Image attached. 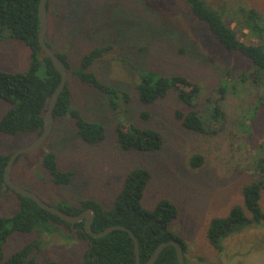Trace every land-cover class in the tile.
I'll return each instance as SVG.
<instances>
[{"label": "rangeland", "instance_id": "obj_1", "mask_svg": "<svg viewBox=\"0 0 264 264\" xmlns=\"http://www.w3.org/2000/svg\"><path fill=\"white\" fill-rule=\"evenodd\" d=\"M211 1L229 14L254 9L264 16V0ZM47 11V42L56 53H66L72 66L67 85L72 91L73 108L87 120L102 123L107 139L99 145H88L73 120L56 119L47 142L21 156L13 166L14 183L54 207L62 202L78 205L79 201L93 199L111 210L126 175L137 167L146 168L152 180L143 206L154 209L162 200L177 205L180 214L170 228L187 241L190 264H264V224L230 235L220 249L208 237L213 218L225 217L234 205H243L246 185L262 183L264 187L263 89L240 82L242 74H250L251 61L240 53L227 52L184 0H48ZM106 45H113L114 50L97 61L90 72L131 95V101L122 102L118 111L112 109L107 95L83 84L74 73L87 53ZM30 56L24 42L0 41V70L26 72ZM134 67L184 75L201 84L203 93L197 108L205 115H210L208 109L213 106L207 108L208 99L221 97L218 89L229 80L227 74L231 72L235 84L229 83L222 99L226 122L204 117L217 130L212 135L185 129L175 114L187 108L173 91L157 104H142L136 91L141 73ZM38 75L47 78L45 66ZM9 108L0 99V121ZM145 112L149 118L143 117ZM120 123L158 130L164 137L163 149L156 153L122 151L116 139ZM37 138L35 133L0 134V154L10 155ZM50 152H55L63 170L75 172L69 186L56 185L43 166L42 159ZM196 155L203 157V165L193 169L190 160ZM19 204L15 193L0 190V216L13 215ZM261 205L264 211V190ZM37 238L42 241V251L34 254L37 264L85 263L87 242L65 225H48L40 235H12L6 255Z\"/></svg>", "mask_w": 264, "mask_h": 264}, {"label": "trees", "instance_id": "obj_2", "mask_svg": "<svg viewBox=\"0 0 264 264\" xmlns=\"http://www.w3.org/2000/svg\"><path fill=\"white\" fill-rule=\"evenodd\" d=\"M184 1L193 15L208 25L214 38L227 52L240 53L251 61L250 74H242L240 82H249L254 87L263 89L264 98V16L254 9H240L235 14H229L224 7L216 8L211 0ZM40 2L41 0H0V41H22L31 51L28 71L13 73L0 70V99L10 105L0 121V134L40 135L49 100L62 81L61 74L39 43ZM246 40H251L252 43H247ZM49 46L51 47L50 44ZM113 50V45L95 48L82 58L74 73L83 84L107 95L112 109L118 111L122 102L126 104L131 101V95L104 83L95 73L90 72L97 61ZM57 55L68 70H72L68 55L64 52ZM42 66L47 69V78L38 75ZM134 68L141 73L136 91L142 104H157L173 91L187 108L178 110L175 114L185 129L196 134L212 135L217 133V130L211 127L209 122H205L204 117L216 123L226 122L227 113L222 99L228 92L229 83L235 84L231 72L227 74L229 80L218 89L221 97L208 99L207 108L213 106L208 109L210 115H205L197 108V101L203 93L201 84L184 75H164L140 67ZM143 117L149 118L150 115L145 112ZM60 118L73 120L78 134L88 145H99L107 139V129L102 123L87 120L78 109L73 108L72 91L68 85L55 109V119ZM116 139L118 147L124 152L156 153L164 147V137L158 130L141 128L134 123H120L116 128ZM10 156L11 154H0V190L12 191L4 181ZM42 163L56 185L69 186L73 182L75 172L63 170L58 164L55 152L45 155ZM190 165L193 169L200 167L203 165V157H192ZM151 180L152 174L148 169L137 167L131 170L126 175L115 200V207L111 210L93 199L79 201L78 205L62 202L58 208L71 215L94 209L96 217L92 229L95 233L114 225L131 229L139 238L142 264H147L160 244L170 240H176L183 246L186 264H190L187 258V241L170 228L180 214L177 205L171 200H162L154 209L143 206L142 200ZM263 190L262 183L246 185L243 188V205H234L225 217H215L211 220L208 237L214 247L220 249L222 241L230 235L240 233L252 225L264 224L261 205ZM17 196L20 199L18 210L13 215L0 216V264H37V255L34 254L42 251V241L39 238L10 256L6 255L7 243L16 233L40 235L51 224L65 225L75 231L81 240L87 242L89 249L84 264H137L135 244L127 232L113 231L97 239L85 232L84 222L73 226L41 209L33 200ZM155 264H179L176 249L173 246L165 248Z\"/></svg>", "mask_w": 264, "mask_h": 264}, {"label": "water", "instance_id": "obj_3", "mask_svg": "<svg viewBox=\"0 0 264 264\" xmlns=\"http://www.w3.org/2000/svg\"><path fill=\"white\" fill-rule=\"evenodd\" d=\"M47 3L48 0H41L39 10H40V18H41V27L39 32V43L43 50V52L47 55L48 58L51 59L54 67L56 70L61 74L62 81L60 85L56 88L55 92L51 96L47 112L44 116V126L43 131L40 135H38V138L30 144L26 148L19 149L17 151H14L9 159V162L7 164V167L5 169L4 173V181L6 186L11 189L15 194L20 195L22 197L28 198L33 200L41 209L49 212L52 215H55L62 219L63 221L75 225L81 222H84V230L87 234L93 236L94 238H103L107 236L108 234L112 233L113 231H124L127 232L130 237L133 239L135 244V250L137 255V264H142L141 261V248H140V242L137 235L129 228L122 226V225H114L110 226L107 229L103 230L102 232L95 233L92 229V223L96 217V212L94 209H87L83 211L79 215H71L68 214L58 207L51 206L47 203H45L39 196L36 194L18 186L14 183L12 178V170L13 166L15 165L16 161L19 157L32 153L41 146H43L47 140L50 138V136L53 133L54 124H55V109L59 102L61 94L64 92L65 88L67 87V80H68V67L65 65V63L59 58L57 53L49 46L47 42V33H48V11H47ZM173 246L176 249L178 262L179 264H186V257L183 250V246L176 240H170L168 242H164L160 244L157 249L155 250L153 256L151 259L147 262V264H155L157 260L160 257L161 252L167 248Z\"/></svg>", "mask_w": 264, "mask_h": 264}, {"label": "crops", "instance_id": "obj_4", "mask_svg": "<svg viewBox=\"0 0 264 264\" xmlns=\"http://www.w3.org/2000/svg\"><path fill=\"white\" fill-rule=\"evenodd\" d=\"M12 42V41H11Z\"/></svg>", "mask_w": 264, "mask_h": 264}]
</instances>
